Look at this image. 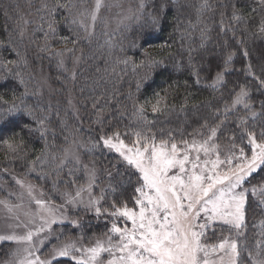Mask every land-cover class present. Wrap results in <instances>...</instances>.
I'll use <instances>...</instances> for the list:
<instances>
[{"label": "trees", "instance_id": "1", "mask_svg": "<svg viewBox=\"0 0 264 264\" xmlns=\"http://www.w3.org/2000/svg\"><path fill=\"white\" fill-rule=\"evenodd\" d=\"M93 2L0 0V82L6 79V83H0V95L10 104L13 91L20 96L27 90L25 100L33 109V116L46 118L48 128L44 137L29 131L38 125L26 114L12 123H3L0 182H9L12 175L30 179L46 198L59 203L62 194H72L85 184L84 171L64 161L66 150L77 146L82 158L100 170L99 184H105L109 193L110 184L117 189L102 201L107 207L113 198L132 196L138 174L103 147L101 136L118 131L126 144H132L134 133L141 132L154 134L157 142L171 137L179 143L205 134L206 125L220 121L221 138L233 130L238 133L239 117L246 115L245 110L238 106L226 114L224 109L231 105L238 86L246 82L252 88L250 103L260 114L264 95L244 72L251 63L260 75L264 66V34L259 32L264 8L258 0H167L160 23L153 25L148 14L155 11L153 5L160 0H130L132 14L125 23L111 31L102 19L88 36L79 21L89 23ZM142 2L147 5L143 15L139 7ZM205 2L208 7L201 9ZM233 4L243 17L239 22L231 20ZM25 23L26 28L30 27L27 40L23 39ZM245 50L247 57L243 55ZM78 52L82 54L81 64L71 80L58 61L64 55L71 59ZM229 53H234L231 67L223 83L213 89L212 81ZM150 64L152 68L148 67ZM39 70L48 74L52 90L49 96L41 92ZM197 71L199 83L194 75ZM70 96L75 111L69 103ZM157 101L158 110L153 112ZM249 124L252 125L251 120ZM262 125L264 117L258 115L256 130ZM5 140L16 144L22 140V146L12 152ZM106 171L114 172L107 178ZM260 179L257 176L253 183ZM83 217L80 228L64 225L57 227L55 233L62 240L83 236V242L88 244L109 229L107 221L90 214ZM262 219L264 214L259 210L248 212L246 235L253 254ZM11 247L8 243L0 245V254L5 256Z\"/></svg>", "mask_w": 264, "mask_h": 264}, {"label": "snow or ice", "instance_id": "2", "mask_svg": "<svg viewBox=\"0 0 264 264\" xmlns=\"http://www.w3.org/2000/svg\"><path fill=\"white\" fill-rule=\"evenodd\" d=\"M258 4L264 8V0H258ZM101 6L102 0H96L95 10L91 13L92 24L79 21L85 33L94 26ZM139 7L143 15L147 5L142 2ZM166 7L167 0L153 5L155 11L148 14L151 24L160 23ZM206 7V2L201 5V9ZM232 7L231 20L239 22L243 17L237 5L233 4ZM76 22L73 20V23ZM259 32L264 34V20L260 23ZM243 55L248 56L247 50ZM233 56L234 53H229L224 59L223 68L212 81L213 89L223 83ZM148 67L152 68L153 65ZM244 74L251 77L250 83L264 95V66L257 75L253 65L248 63ZM194 75L199 83V72ZM20 82L23 83L22 80ZM0 83H6V79ZM248 83L238 86L239 91L233 93L231 105H226L224 109L227 114L242 106L246 113L239 117V132H229L227 154L221 152L217 137L223 121L206 125L208 135L202 141L181 140L179 143L183 147H179L171 137L167 140L161 138L157 142L154 134L149 136L141 132L134 133L132 144H126L118 131L101 136L103 147L117 153L128 170H135L134 174H138L132 196L123 200L113 198L110 205L105 207L101 202L117 189L110 184L111 193L101 189L99 196H94L95 171L85 165L87 185L77 188L74 194L66 193L65 204L83 205L87 211L94 213L97 220L110 218L111 227L102 237L88 244L83 242V236L63 241L61 236H56L58 243L51 244L44 257L40 254L41 249L52 240L54 224L67 220L76 228L81 225L79 220H69L63 213L56 215V209L36 199V204L47 214L40 216L39 226L34 230L29 228L22 235L15 232L0 234V242L25 245L23 257L13 252L12 256L16 259L8 264H65V261L69 264H264V219L258 225L260 231L257 235L260 239L254 242V254L248 247L246 235L248 212L259 210L264 214V125L259 131L255 128L258 115L264 117V101H261V112L258 114L250 103L252 88ZM27 95V90L20 96L13 91L10 104L0 95V105H3L0 109V127L26 114L33 117L38 125L35 129L29 128V131H36L44 137L48 132L46 118L33 116V109L25 100ZM158 105L159 101L153 105V112L158 110ZM24 126L27 127L26 124ZM4 143L12 152L22 146V140L20 144L7 140ZM257 176L261 177L260 182L253 183ZM17 183L23 187L21 181ZM28 189L31 196L32 186L29 185ZM85 193L87 200L84 199ZM0 203H4L7 210L12 212V206L6 202ZM218 229L221 235L217 239ZM225 232L227 235H224Z\"/></svg>", "mask_w": 264, "mask_h": 264}, {"label": "rangeland", "instance_id": "3", "mask_svg": "<svg viewBox=\"0 0 264 264\" xmlns=\"http://www.w3.org/2000/svg\"><path fill=\"white\" fill-rule=\"evenodd\" d=\"M130 0H102V6L100 10L97 12V19L95 21V24L98 21H105V23L109 26V29L111 31L115 30L113 29L116 27V25L120 23H125L126 20L131 16L132 9L129 5ZM95 4L96 0L93 2V6L91 9V13L95 10ZM92 24L91 21V14L89 16V23ZM94 24V26H95ZM27 23H25V26L23 28V39L27 40V35L30 27L26 28ZM94 26L89 29V32L87 33L88 36L92 34V31L94 29ZM81 52H78L76 56L73 58H69L68 55L62 56L58 63L59 65L65 69L70 76V79L72 80L79 69V66L81 64ZM40 71V70H39ZM39 86L42 90L41 92L45 96H49L51 94V84L49 83L48 74L45 72V70L40 71L39 75ZM69 103L71 105V108L75 111V103L73 100V97L70 96ZM222 130V127L217 133L218 141L221 146V152L223 154H227L229 150V142L227 140L228 136H224L221 138L220 132ZM208 135V131H206L205 134H199L196 137H192L188 141L191 142L193 139L196 141H202L206 136ZM226 137V138H225ZM225 138V139H224ZM179 147H183L182 144L178 143ZM109 153L116 155L114 151H110L109 149L105 148ZM77 157L79 158L77 160ZM223 158V155L222 157ZM64 161L71 162L75 166L80 167L85 174V184L83 186L87 185L88 181V175L87 171L85 169V165L88 166V169H94L95 171V182L93 184L92 193L94 196H99L101 189H105V184H99L100 181V170L90 161V160H84L82 158L80 150H78L77 146H72L68 148L64 154ZM120 164H122L124 167L126 165L120 161ZM127 168V167H126ZM135 172V170H133ZM112 172H105L106 177H111ZM21 181L23 184V187L21 186V183H17V181ZM32 186V195L29 196L28 192V186ZM43 190L39 188L33 181H30V179L21 177V176H10L9 182H0V202H6L8 205L12 206V212H9L7 208L5 207L4 203H0V234H10L15 232L18 235L24 234L29 228H32L33 230L35 227L39 226L41 223L40 216L41 215H47L42 209L39 208V206L36 204V199H40L46 202V206H49L53 209H56V215H60L63 213L64 215L69 217V220L71 219H77L80 222V225H82V222L84 223L85 219L83 215L90 214L95 217L94 213L91 211H87L83 205L80 206H73L70 204H65L66 200V193L62 194L61 201L59 203H55L48 198L45 197ZM75 193V192H74ZM72 193V194H74ZM84 199L87 200V194H84ZM102 203V202H101ZM63 205V207H61ZM96 218V217H95ZM34 220V223L32 222ZM100 220H104L109 222L110 218L106 219L104 217H101ZM110 223V222H109ZM25 225L27 227H25ZM64 225H70L73 228L72 224L69 223V221H64L63 223H57L52 226L53 228V237L52 240L45 244L44 248L41 249L42 256L46 257L48 249L50 248L51 244L58 243L55 240L56 236H59L55 233V229L60 226ZM109 228L111 227V224H109ZM221 235L220 230L218 229L216 232V238L218 239ZM224 235H227L225 232ZM68 239V238H67ZM66 240V239H64ZM95 240V239H94ZM63 241V240H62ZM8 243L12 245L11 249L9 251H6L5 256L4 254H0V264H8L10 260L16 259V257L12 256L13 252H18L19 257H23V248L25 245L23 244H15L10 242H0V245ZM4 250V249H3ZM2 250V251H3ZM3 255V256H2Z\"/></svg>", "mask_w": 264, "mask_h": 264}]
</instances>
